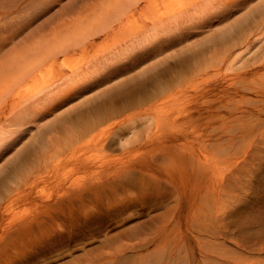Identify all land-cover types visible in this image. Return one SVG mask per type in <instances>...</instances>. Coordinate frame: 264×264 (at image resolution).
Here are the masks:
<instances>
[{
    "label": "rangeland",
    "instance_id": "rangeland-1",
    "mask_svg": "<svg viewBox=\"0 0 264 264\" xmlns=\"http://www.w3.org/2000/svg\"><path fill=\"white\" fill-rule=\"evenodd\" d=\"M29 1L20 0L9 7V11H14L17 6H24ZM258 1L225 0L218 3L217 6L220 7L216 6L214 10L198 14L199 17L195 18L193 25L188 22L187 34L176 37L180 40L174 43L166 42L167 46L163 48L156 46L148 48L146 52H136L137 60H128L124 65L118 62V66L122 67H119L118 71L108 69L109 79L100 78L95 85L91 84L83 91L80 89V95L77 93L68 97V100L64 98L63 102L53 109L52 106L58 100L45 101L49 107L47 114L43 115L44 118L41 120L38 116L36 117L39 120L33 116L32 118L36 121L30 125L32 129L41 126L42 130L46 131L45 143L51 149L54 145L52 139L56 137L58 131L54 128L55 125L62 126L68 123V120L74 118L80 109L92 105L95 98L96 102L100 101V98H110V94L115 92L116 81L121 83L126 80L129 82L123 85L132 86L135 81L133 75L139 76L140 69H146V75H148L159 72V69L166 66L161 63V56L172 55L167 58L168 62L181 57L179 59L182 63L183 56L192 55L191 66L181 64L173 70L166 68L161 80L176 87L172 90H176L177 97H183L179 104L188 110L183 117L187 116L191 110L192 115L189 117L191 121L183 129L188 134V141L196 146H202L204 152L201 159H198L195 154L200 153V148L192 149V157L195 159L184 157L179 159L178 154L182 152L175 146L185 139L180 130L182 128H172V131H167L169 132L167 135L179 133L177 134L179 139L173 143L168 160L164 159L163 164H153L150 170L149 168L127 169L126 175H123L126 166L112 162V157L124 156L126 151L122 147L121 138L125 143L133 137L136 139L137 135L143 137L139 144L132 143L128 145V148L140 147L148 139L146 134L139 131L145 119L135 123H132L131 119L134 118L136 111H142L147 108V105L153 103L148 100L150 99L148 96L142 97L138 105L136 104V108L129 107L125 112L124 115H131L127 122L113 123L120 121L121 117H113L111 121H108V131L105 135L106 148L100 145L98 138L102 137L97 136V144L86 155L89 157H87L86 165L74 160L71 164L63 165L56 172L60 174L61 180L51 178L41 182L32 189L27 198L28 201L18 204L16 217H23V219L16 220L6 232V243L0 244L2 248L0 264H106L110 259H112L111 263L115 264L114 260L119 259L117 252L124 246H134L132 249L127 248L122 254L125 257L131 256L133 260L146 259L163 246L166 247H163V251H172L174 247L172 243L179 244L181 248H188L191 245L196 246L197 239L199 244L208 242L211 239L207 237L206 232L216 230L214 223L216 216L226 217L225 229L235 231L232 220L234 216L231 218L227 213L231 212L232 202L240 194L245 195L243 201L253 197L255 201H259L256 207H264V67L261 66L264 62V40L257 42L258 44L253 46L251 52L241 60L237 57L235 59L237 64L232 68L227 64H216L214 61L218 62L222 56L215 57L211 51L212 47L206 48L211 40H206L210 31L217 32L225 29L233 19L244 13L248 6ZM93 4L102 7L103 2L62 0L60 3H55L47 13L32 15L31 22L34 24L28 32L30 33L31 29L44 27L40 34L42 32L52 34L59 27L58 25L71 19L70 8H79L83 5L89 8ZM13 17L17 15L11 13L9 17H6L0 14V35L9 36V33L17 28L14 25L19 20ZM130 21L134 24H144L146 18L145 16L135 17ZM11 23L14 25L9 26ZM254 24L253 30L256 26ZM57 36L60 37V34ZM108 39L102 37L95 43L113 46L115 43ZM8 48L5 49L9 51ZM239 53L240 50L235 55L239 56ZM197 55L202 61L193 67L194 58ZM80 60L81 58H78L77 62ZM134 70L138 74H133ZM56 77H59L57 72H49L33 87H47V84ZM106 82L114 84L111 92L110 88L103 87L101 90L103 94L95 95L97 86L102 87V84ZM188 98L190 100H187ZM210 104L215 107L211 108ZM232 108L236 110L233 117L227 114V111ZM149 112L155 114L156 109L153 108ZM48 122L54 125L50 129H47ZM130 126L133 129H129ZM10 136H12L11 146L0 152V167L5 169L0 171V181L10 170V164L6 162V159L20 148L25 140L27 143L29 137L27 132L23 135L21 131L16 132V130L12 131ZM34 147L29 146L30 152ZM31 157L33 158L34 155L32 154ZM104 159L108 160V168H111L107 179L102 182L93 181L90 185L72 186L71 189L70 182L74 178L81 179L86 173H96L99 163ZM133 159H141L145 162L151 158L148 149L142 148ZM32 165L31 161L24 172L17 175L15 172L10 176L12 181L9 182V186L12 189L26 187L24 179L33 168ZM167 166L176 168L174 170L176 177L170 179L159 175L158 169ZM158 181L167 186L165 188L157 186ZM173 185H176V190L167 192ZM251 187L256 193L250 191ZM253 198H250L248 202L253 204L255 202H252ZM243 201L237 204L245 207ZM251 206L254 207V205ZM3 216L0 209V228L6 226L8 221L14 220L12 216L6 218ZM26 219L30 220L27 223L34 226V229L29 233L25 229L22 234L12 235L13 231L19 227V223ZM149 241L147 247H138ZM216 241L221 243L224 240ZM157 243H159L158 246H156ZM224 246L239 250L231 241L225 242ZM15 248L18 251L27 249L25 252H29L30 255L22 259V253L16 252ZM37 252H40V255L37 256ZM111 254L118 256L113 259ZM15 257L18 258L15 259Z\"/></svg>",
    "mask_w": 264,
    "mask_h": 264
},
{
    "label": "bare ground",
    "instance_id": "bare-ground-1",
    "mask_svg": "<svg viewBox=\"0 0 264 264\" xmlns=\"http://www.w3.org/2000/svg\"><path fill=\"white\" fill-rule=\"evenodd\" d=\"M19 1L0 0V14L9 17L13 13L17 15L13 18L19 20L16 25L9 24V26H17L14 31L9 33V36L0 35V152L11 146L12 136L10 133L12 131H21L23 135L27 132L29 137L27 143L25 140L20 148L6 159V162L10 164V170L0 181V209L4 215L3 218L14 217V220L8 221L6 226L0 228V244L6 243V232L15 221L23 219V217H16V209L18 204L28 201L27 198L32 189L51 178L61 180L60 174L56 173L57 170L65 164L73 163L72 160L86 165L89 158L86 155L91 152V148L97 144L98 139L100 145L106 148L105 135L108 131V121H111L113 117H121L120 121L113 123L127 122L131 115H124L125 112L129 107L136 108L142 97L148 96L150 98L148 100L153 103L147 105V108L142 111H136L134 118L131 119L132 123L145 119L139 131L146 134L148 139L140 147L128 148V145L132 143L139 144L143 137L137 135L136 139L133 137L125 143L121 138L122 147L126 151L124 156L112 157V162L126 166L123 175H126L127 169L149 168L150 170L153 168V164H163L164 159L168 160L173 143L179 139L177 136L179 133L167 135L169 133L167 131H172V128H182L180 130L185 139L175 146L182 152V154H178V158H192L191 160H193L195 158L192 157V149L200 148V153L197 152L195 155L201 159L202 152H204L202 146H196L188 141V134L183 129L191 121L189 118L192 115L191 110L189 109L190 112L183 117V114L188 111L186 107L182 108L179 104L183 97H177L176 90H172L176 87L161 80L166 68L173 70L181 64L182 66H191L193 56L189 55L190 53L186 54L189 56L182 57V63L179 59L181 57L168 62L167 58L172 55L161 56V63L166 65L162 68L163 70L159 69V72L146 75L147 70L140 69L139 76L133 75L135 81L133 85L131 84L132 86L125 87L123 84L129 82L126 80L122 81V84L116 81L115 92L110 94V98L107 95L108 99L100 98L98 102L95 98L92 105L80 109L74 118L67 119L68 123L62 126L55 125L54 128L58 131L56 137L52 139L54 145L51 149L45 143L46 131L42 130L41 126L32 129L30 124L36 121L32 118L33 116H38L41 120L44 118L42 116L47 114L49 107L45 101L57 99L58 102L52 106L53 109L63 102L64 98L68 100V97L77 93L80 95L79 92L91 84L95 85L100 78L109 79L108 72L118 71L119 67H122L118 66V62L124 65L128 60H137L136 52H146L148 48L156 46L163 48L167 46L166 42L174 43L180 40L176 37L187 34L188 22L193 25L195 18L199 17L198 14L214 10L218 3L225 0H100L103 2L102 7L93 4L89 8L87 5L70 8L71 19L58 25L59 27L52 34L44 32L40 34L44 27L31 29L29 33V28L34 24L31 22L32 15L47 13L55 3H60L62 0H30L28 4L17 6L16 10L9 11V7ZM144 16L146 18L144 24H134L130 21L135 17ZM256 21L259 22L254 24ZM253 24L256 25L254 30ZM37 30H39L37 33H33ZM58 34L60 37L57 36ZM102 37L109 38L108 40L115 44L113 46L96 44L95 42ZM209 39L211 40L209 41ZM206 40L209 41L206 48L212 47L211 51L215 57L222 56L218 62L214 61L216 64H227L228 67H234L237 64L235 63L237 57L241 60L251 52L253 46L258 44L257 42L264 40V0H259L256 4L248 6L247 10L233 19L225 29L217 32L210 31ZM9 46L12 48H8ZM5 48H8L9 51ZM202 48L204 49V47ZM239 50V56L238 53L235 55ZM78 58H81L79 62H77ZM200 61L202 59L197 55L194 58L193 67ZM261 66L264 67V62L261 63ZM97 68L99 69L97 70ZM108 69L111 70L108 71ZM49 72H57L59 77L50 81L47 87H33ZM133 74H138V72L134 70ZM97 87L95 95H101L103 87L110 88L111 92L114 84L106 82L102 84V87L100 85ZM80 89L81 91H79ZM210 107L213 108L215 105L210 104ZM153 108L156 109L155 114L149 112ZM235 113V108L227 111L228 116L231 117ZM46 125H48L47 129L54 126L50 125V122ZM129 129H133V127L130 126ZM97 136L102 138L97 139ZM29 146H35L31 152ZM142 148L148 149L151 158L149 161L133 159ZM31 161L33 168L24 179L26 187L12 189L9 186V182L12 181L10 176L15 172V175L24 172ZM101 161L96 173H86L81 179L74 178L70 182L71 189L72 186L80 187L90 185L96 180L102 182L107 179L111 168H108L107 159ZM175 169L167 166L159 168L158 171L160 176L172 179L177 175L174 173ZM2 170L5 169L0 167V171ZM161 183L163 182L158 181L157 186L162 188L167 186ZM175 190L176 185H173L168 188L167 192ZM250 191L256 193L253 187ZM244 197V194L238 195L232 202L233 209L227 213L231 218L234 216L232 220L235 224V231L225 229L226 217L216 216L214 218L216 230L206 232L207 237L211 240L204 244H199L198 239L196 246L191 245L188 248H181L179 244L172 243L174 245L172 251H163V246L158 251L155 250L154 254L147 256L149 258L139 260L122 255L127 248H134V246H124L117 252L119 259H115V256H118L116 254H111V258L115 259V264H264V207H256L259 201H255V198L248 197V200L253 198L252 202L255 201L252 204L248 200L243 201ZM240 201L245 203V207L237 204ZM27 222L30 220L26 219L19 223V227L13 231L12 235L22 234L25 229H27L26 232H31L34 226ZM220 223L223 224L219 225ZM218 239L224 241L219 243L216 241ZM227 241H231L239 250L225 247L224 244ZM148 243L150 241L140 244L138 247H147ZM158 245L159 243L156 244V246ZM14 250L22 253V259L30 255L29 252H25L27 249L18 251L15 248ZM38 255L40 252H37ZM17 258L15 257V259ZM111 261L112 259L106 264H112Z\"/></svg>",
    "mask_w": 264,
    "mask_h": 264
}]
</instances>
